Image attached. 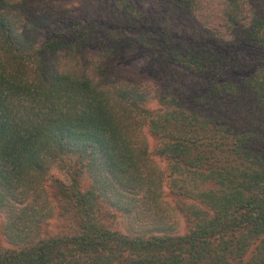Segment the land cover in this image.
Masks as SVG:
<instances>
[{
    "label": "trees",
    "instance_id": "1",
    "mask_svg": "<svg viewBox=\"0 0 264 264\" xmlns=\"http://www.w3.org/2000/svg\"><path fill=\"white\" fill-rule=\"evenodd\" d=\"M51 1L0 0V264H264V0Z\"/></svg>",
    "mask_w": 264,
    "mask_h": 264
},
{
    "label": "rangeland",
    "instance_id": "2",
    "mask_svg": "<svg viewBox=\"0 0 264 264\" xmlns=\"http://www.w3.org/2000/svg\"><path fill=\"white\" fill-rule=\"evenodd\" d=\"M54 1H58L56 3V9L58 10H63L68 8L70 6L69 4H71L69 2H76V3L80 2V0H52L51 2L54 3ZM154 4L155 3H152L150 6H148L147 9L152 8ZM73 8L74 9L77 8V5L75 4ZM96 59H97V55L93 51L89 52L80 59L81 65H83V68L85 67L86 69L85 71L86 75L93 80H97V78L93 72L89 73L88 65L89 64L95 65L94 60ZM55 62L57 64V61ZM66 63H68L69 66L71 65V67H75V63H72L71 61L62 60L61 63L58 62V64H61V66H65ZM152 76L154 75L153 74L151 75V73L147 70V68H145V66H143L142 63L133 62L126 65H121L120 67L114 69L109 76L99 79V82H101L105 86H108L110 85V83H114L116 80L122 79L126 81H132V82H136L141 87L145 88V90H147L148 92H151V94H154L155 89L158 86V80H156L155 77ZM140 134L143 137V139H145L147 148L150 150L154 145L153 140L150 139L149 136L144 133V131H141ZM49 176H51L52 178H59L60 180L66 179V174L63 172V170L61 171L55 166L51 169ZM81 184L83 188H86L89 185V180L86 176H83ZM106 216L107 218L110 219L112 227L114 229L121 230L122 226L126 224L125 223L126 220L123 217H121L118 213L111 212V214H106ZM1 224H2V217L0 216V226ZM72 225H73L72 222L55 216L53 219L49 220L46 223L45 230L50 234H64V233H69L71 231ZM12 249L13 247L7 243L4 236L0 232V252L7 250L9 251Z\"/></svg>",
    "mask_w": 264,
    "mask_h": 264
}]
</instances>
